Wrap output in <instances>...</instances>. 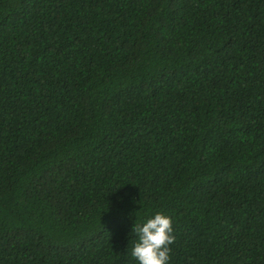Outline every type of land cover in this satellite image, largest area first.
Instances as JSON below:
<instances>
[{
  "label": "trees",
  "instance_id": "obj_1",
  "mask_svg": "<svg viewBox=\"0 0 264 264\" xmlns=\"http://www.w3.org/2000/svg\"><path fill=\"white\" fill-rule=\"evenodd\" d=\"M264 264V0H0V264Z\"/></svg>",
  "mask_w": 264,
  "mask_h": 264
},
{
  "label": "clouds",
  "instance_id": "obj_2",
  "mask_svg": "<svg viewBox=\"0 0 264 264\" xmlns=\"http://www.w3.org/2000/svg\"><path fill=\"white\" fill-rule=\"evenodd\" d=\"M136 240L130 255L136 264H170V246L174 243L171 217L156 212L146 220L131 227Z\"/></svg>",
  "mask_w": 264,
  "mask_h": 264
}]
</instances>
